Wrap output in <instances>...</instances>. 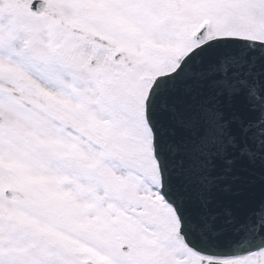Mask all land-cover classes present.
Segmentation results:
<instances>
[{
	"label": "snow or ice",
	"instance_id": "obj_1",
	"mask_svg": "<svg viewBox=\"0 0 264 264\" xmlns=\"http://www.w3.org/2000/svg\"><path fill=\"white\" fill-rule=\"evenodd\" d=\"M0 264H264V0H0Z\"/></svg>",
	"mask_w": 264,
	"mask_h": 264
}]
</instances>
